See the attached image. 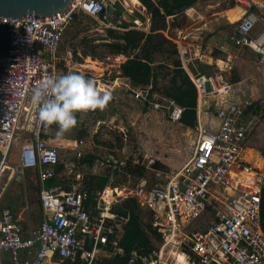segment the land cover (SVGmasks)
Here are the masks:
<instances>
[{"label": "built area", "instance_id": "2783aa9c", "mask_svg": "<svg viewBox=\"0 0 264 264\" xmlns=\"http://www.w3.org/2000/svg\"><path fill=\"white\" fill-rule=\"evenodd\" d=\"M114 3L74 0L65 11L52 17H0L13 23L16 46L10 56L18 55L7 77L11 83L8 87L12 89L4 91L12 94V99L8 102L9 114L0 139L2 166L11 169L13 180L20 183H25L27 171H37L44 215L39 227L25 231L12 210L0 209V253L8 252L12 264H43L52 257L62 260L81 257L85 263L95 264L101 246L119 248L115 230L120 227L108 226L106 215L100 222H94L84 206L88 198L81 183L84 175L76 171L82 154L76 157L78 162L67 166V175L73 181L69 190L45 187L54 177L61 158L59 150L44 138L45 125L38 119L37 106L29 137L17 151L16 164L8 163L13 142L30 111L29 102L36 85L49 76H59L62 61L59 51L66 31L78 21L81 13L103 28L121 31V20L116 22L107 12V7ZM237 4L245 13L229 40L236 48L248 49L264 62V17L256 12V0H237ZM185 40L180 33L174 42L178 46L181 68L189 73L188 66L197 56L186 47ZM190 77L202 106L207 99L227 97L232 91V86L218 77L202 74ZM132 95L152 110L167 113L171 122L180 123L184 108L155 92L151 86L135 88ZM202 106H199L198 134L190 159L179 171L169 174L163 186L148 188L142 184L133 192L140 206L150 211L152 228L162 239L159 248L144 259L145 264H264V231L260 219L264 168L242 158L256 121L237 104L215 110ZM202 117L217 120L218 130H207ZM110 162L114 168L118 166V161ZM155 162L150 160L148 166L154 167ZM97 195L110 211L117 200V188L104 189ZM194 221L202 222L203 229L187 234L186 227ZM89 241L93 244L91 250L86 248ZM37 246L39 251L35 257L25 261L22 252H30Z\"/></svg>", "mask_w": 264, "mask_h": 264}, {"label": "crops", "instance_id": "0c3cea01", "mask_svg": "<svg viewBox=\"0 0 264 264\" xmlns=\"http://www.w3.org/2000/svg\"><path fill=\"white\" fill-rule=\"evenodd\" d=\"M212 2L214 1H200L193 8L188 9L185 12V15H181L178 19V22L180 21L182 22L185 20L186 27H185V24H183L182 28H178L173 25L172 27H170L169 31L165 32V35L168 38H170L171 36L172 38L170 39L174 42V40L177 39L178 34L180 33L182 34V32L186 31V36H185L186 37V40H185L186 47H189L192 53L197 56V59L194 60V62L189 64L188 66L189 73L186 71L189 77L190 75H196V74H202L208 77H218L220 78V80L226 83H229L235 89V91L236 90L241 91L242 89H240L239 86L242 87L246 84V82L243 83V78H245V75H246L245 69L249 70L250 72L249 74H254V75L260 74L259 77H262L264 75V62H262L260 58L256 54L251 52L250 50L236 48L235 46H233V44L229 40L231 33H228V32L230 28L234 27L235 29L239 20L244 15L245 9L239 6L238 4H236L234 8L218 9L217 5L213 6L211 4ZM256 2H257L256 10L263 9L264 11V4H262V1L256 0ZM111 3H114V1L111 0ZM115 4L119 6V11H121L122 13V16L120 19L121 23L122 21L123 22L126 21L125 16L128 12L132 13L133 10H130V8L133 7L136 10L135 14L139 13L146 17V22H141V20L135 18L134 23L137 25V29H141L147 32L149 31L151 19L149 16H147L146 8L142 6L139 0H119L118 2L113 4V7ZM115 13H114V16H115ZM172 21H173L172 18L168 19L169 23ZM120 29L121 31H118V32L125 31V29H122V28ZM68 30L66 31L65 34L68 33ZM105 42L106 44L110 43L109 41H105ZM97 45H99V41L97 40H90V41H84V42L83 41L80 42L77 40H68L67 42L66 41L61 42L59 57L61 58L62 61L59 65V70H60L59 76L66 75L69 73L82 74L86 78L94 79L98 87V90L103 94L104 92H107V91L103 87L101 81H99L100 80L99 77L102 78L101 76L105 75L108 68L106 67L103 68L100 65L99 69L103 70V72H102V75L99 76L97 75L98 73L95 72V69L92 67L90 62H92L91 60H94L97 63L102 64L101 60H103L106 56H108V54L103 53V54H100L99 57H93L89 54L84 55L85 51L89 53V51ZM98 48L100 47H97L95 50V52L97 53L99 51ZM177 50H178V46H177ZM109 55L111 54L109 53ZM102 57L103 59H101ZM109 57L110 56H108V58ZM117 57L125 58V56L123 55L114 56V58H117ZM177 58L180 60L179 50H178ZM126 59L127 57L125 58V60ZM258 59H259V62L257 63ZM116 74L117 76L114 79H112V81L118 82L119 79H125L120 76L121 75L120 68ZM137 88H140V87H137ZM109 89H112V88H109ZM117 93L118 92H116L115 94ZM254 93H255L254 90L249 89L248 94L252 96ZM232 94L230 96L234 97L233 98L235 100L234 102L238 103L237 105H240L244 108L246 107L245 109H246V112L248 113L247 105H249L250 102L245 101L243 97L239 96L240 94L239 95L238 94L232 95ZM225 99H226V96H222V97L219 96L216 99L210 98V99H207L206 102L203 104L204 106H202V104L199 102V96H198L197 125H198V120H199V106L200 107L202 106V108L204 109L209 108V109L215 110V109L221 108L223 105H229L225 103ZM137 102L141 104L143 103L140 101H137ZM231 104H235V103H231ZM258 104L259 103H255L253 106L258 105ZM144 105H145V108H150L146 104ZM152 111L154 113L153 115H155V117L157 118V119L155 118L157 120L156 126H159L163 130L165 129L164 134L161 136L163 139L160 140L159 146H154L155 153H156L155 161L160 162L165 169L162 170V169H155L154 167H150L148 166V162L147 163L144 162L142 158L140 159L138 158V160H140L141 162L140 164L138 163V160L133 161V159H131L133 161V164H136V165L142 164L147 167L148 171L146 173V176L144 178H141L138 181V184L136 186H133L134 185L132 183L133 181L129 176H127L126 181H124L122 184L118 186H114L113 183L115 182L116 177L113 174H114L115 168L113 167L110 161L116 160L118 161V166L122 167L123 165H121L120 163L121 162L127 163V161L130 159L128 158L126 160H119L115 156L116 154L114 155L112 153H109L110 155L107 154L108 156L99 155L98 156L99 158L98 157L96 158V160L98 161L96 162L95 160L97 165H95V167L92 168L90 172H88V174L79 172L82 175H84V178L90 175H98V176L110 175L111 182L104 189L117 188V193H118L119 188H122L124 189V192H125L122 195L118 193L117 200L114 203H117L120 200H125L127 198H134L139 204L138 199L135 198L133 195L134 194L133 192L138 186L142 184H145L146 187L148 188L156 187V186H163L168 180V175L173 172L179 171L193 154V146L197 139V134H198L197 127L198 126L195 129H190V128L183 126L181 123L171 122L169 115L165 112H159V111H154V110ZM80 114L81 113L77 114L79 119H78V125L76 128L81 126ZM248 117H251V115L250 116L248 115ZM201 121L203 124V117ZM208 126L210 130H218L219 122H217V124H214L213 122L209 124ZM177 127H178V130H176ZM259 129H260V125L258 123L255 126L254 131L249 135L247 142L245 143V146L243 148L244 150L242 152V158L245 161H248L253 166L264 168L263 154L261 153L262 154L261 155L259 151L253 149V147H251V145L249 144L252 140L253 135ZM57 130H58L57 128L55 129L49 128V127L44 128V138L46 139V141L48 142L50 146L59 149L61 154L63 151L69 152L70 154L71 153L74 154L75 153L74 151L77 152V149L82 147V146H78L77 143H80V145H83L85 144L86 138L95 136L91 134L89 130H86L85 128H81L80 132H78L75 139H69L65 135L63 137H57V135L53 134ZM84 131L86 132V137L80 140L78 136L81 134V132H84ZM184 134L186 135L185 140L183 137ZM172 135L174 137V141H172L173 143L170 140L166 141V139H168V137L166 138V136L171 137ZM184 141H186V153L181 154V145ZM86 144L88 145V143ZM69 145H72V148H68ZM90 147L93 150L96 149V152H97L100 145H97L96 148L92 147L91 145ZM190 147L192 148L190 149ZM92 155L88 156V158L90 159L95 156L94 154ZM102 160H105V162L103 163ZM61 162L65 164L66 168H68L67 166L71 164L65 159L64 160L61 159ZM75 162H78L77 158H75ZM82 165H81V168H82ZM32 174H34V177H32ZM27 176L32 177L29 180L28 188H29L30 197L32 199V207L33 208L36 206L39 207L38 213H36L35 215L37 219L39 218V221H40L39 225H40L44 215H43V210H42V205H41V200H40L41 183L39 182L37 171H33V170L27 171L26 177H25V183H20L17 180L14 181L13 180L14 172L11 169H6L0 173V209L8 208L12 210L14 214L17 216L18 221L20 222V224L22 225L25 231H27L28 228H37L31 225L33 218L31 217L29 212H26L27 208L24 207L25 205L23 201V193H24V190L26 191V188H27L26 187ZM81 183L83 185L84 182L81 181ZM57 187H61V186H57ZM127 191H129L128 194H126ZM95 199L97 202L96 209L99 210L100 212L98 216H94L92 205L89 206L87 210L91 214L92 219L94 220V222L98 223L100 222V219L102 218V216L106 215V218H107L106 223L108 224V226H113L114 228L119 226L120 229L115 230V236L118 238L119 243H120V240L124 236V232H125L124 225L126 224V221H118L115 215L111 214L110 211L105 209L104 207L105 204L99 200V195H96ZM143 209L146 213L147 212L149 213V218L151 220L150 211L147 210L146 208H143ZM33 212H35V210ZM35 215H34V218H35ZM145 218L147 219V216H145ZM192 224H189L186 227L187 234H190L195 231H199L201 230L200 227L201 228L203 227V224H200L198 227L197 226L195 227ZM160 244L161 242L157 243L155 249H158ZM86 246L88 250L93 249V244L90 241L86 242ZM38 251H39V246L31 250L30 252H22L21 256L25 261H29L35 257ZM122 253H123V249H121L120 247L116 250L111 245L101 246V250L98 254L96 262L100 258H103V257L111 258L112 256L122 254ZM57 258L58 257L48 258L47 264H62L63 260L60 258L59 259ZM143 262L145 264L144 260ZM0 264H12L11 255L8 252L0 253Z\"/></svg>", "mask_w": 264, "mask_h": 264}, {"label": "trees", "instance_id": "16d2710c", "mask_svg": "<svg viewBox=\"0 0 264 264\" xmlns=\"http://www.w3.org/2000/svg\"><path fill=\"white\" fill-rule=\"evenodd\" d=\"M139 1L146 8V14L151 19L148 32L137 29V25L134 22L122 21L120 28L125 29L124 32L111 29L107 30L108 36L105 40H111V42L97 45L89 53L85 51L84 55L89 54L93 57H99V54L95 50L97 47H104L108 49L111 55H123L127 57V61L120 66V76L129 78L132 86L135 88L150 85L155 92L161 93L176 101L179 106L184 108L180 123L187 128L195 129L198 126L197 89L188 74L181 68V62L177 58V45L170 39L172 38L171 36L168 38L165 35V32L169 31L173 25L182 28L185 20L178 22L179 17L185 15V12L193 8L198 2L216 0ZM226 2L228 3V8H234L237 4V0H226ZM114 7L116 9L114 20L117 22L121 19L122 13L119 11L117 4ZM83 14L81 13L78 16V20ZM86 17L91 18L88 15ZM135 18L141 20V22H146V17L142 14H136ZM169 18L173 19L170 23L168 22ZM159 56L165 58L167 68L161 67L159 70V68L154 66ZM163 80L164 83H162ZM167 80L168 83L165 84ZM78 119L79 117L77 116ZM46 127L44 126V128ZM49 128L55 129L57 126L52 125ZM85 137V131L81 132L78 136L80 140ZM262 154L264 156V152ZM82 164H84V158L80 160V165ZM154 168L165 169L158 161L155 162ZM147 171L148 169L145 165L133 164V161L130 159L124 166H117L115 168L113 175L116 179L113 185L118 186L122 184L126 181L127 176H129L136 186L138 181L146 176ZM110 178V175H90L83 179V190L88 193V198L84 206L88 209L92 205L94 216H98L100 212L96 209V195L98 192L104 190L111 182ZM72 182V179L67 175L65 164L60 162L55 167L54 177L46 182L45 187L50 189L61 186L63 189L69 190ZM110 212L116 216L118 221H126L124 225V236L119 243V247L123 249V253L112 256L111 258H100L95 264H144L143 260L150 258L152 250L156 248L157 243L162 241L161 235L152 228L149 213H146L134 198H127L113 203ZM145 216H147V219ZM260 219L262 229L264 230V190L262 193ZM62 264L87 263L81 257H78L76 260H63Z\"/></svg>", "mask_w": 264, "mask_h": 264}, {"label": "rangeland", "instance_id": "374dc122", "mask_svg": "<svg viewBox=\"0 0 264 264\" xmlns=\"http://www.w3.org/2000/svg\"><path fill=\"white\" fill-rule=\"evenodd\" d=\"M262 4H264V0H261ZM124 2V1H123ZM213 6L217 5L218 9H227L228 3L226 0H216L211 3ZM205 8V6H204ZM130 10H133L132 13H127L125 19L127 22H135L136 17V10L131 7ZM238 12V11H237ZM257 14L264 17L263 9H257ZM186 27V21H185ZM231 27V26H230ZM234 30V27L230 28L228 33H231ZM184 36H186V31L182 32ZM108 32L106 28L101 27L93 18L83 16L73 24L72 27L68 30V33L64 35L62 42H67L68 40H77L80 42L90 41V40H97L99 41V45L106 44L105 41L111 42V40L107 39ZM98 53L100 54H108L110 56H106L104 59H101L102 64L97 63L94 60H91L90 64L95 69L96 74L101 76L103 70L99 69L100 65L103 68H108L104 76L99 77V81H101L103 87L107 92L112 94V99L109 102L107 108L104 111L96 110V111H89L87 113H81V126L78 128L73 129L71 132L66 133L65 136L69 139H75L78 132H80L81 128H85L89 130V132L95 136L88 137L85 139V144L80 145L77 143L78 146H82L81 148L77 149V152L74 151V154H70L69 152L63 151L62 154L60 153L61 159L66 160L71 164H75V158L78 154H82L84 158V164L79 166L77 172L87 173L90 172L92 168L97 165L96 158L99 155H110L109 153L116 154L115 156L119 160H126V159H133V161L138 160V158H142L144 162H149L150 160H155V147L159 146L160 140L163 139L161 136L164 134V130L161 129L159 126H156V117L153 115V111L150 108H145V105L142 103L137 102L134 100L132 96V90L135 87L132 86L131 80L129 78L119 79L117 81H112L117 76V71L120 68V65L126 62L125 58L117 57L109 55L108 49L104 47L98 48ZM108 58V60H107ZM261 60V59H260ZM259 62V59L257 63ZM170 63V62H169ZM156 68L161 69V67L167 68V61L164 57L159 56L157 61L154 65ZM99 69V70H98ZM246 75L243 78V83L246 84L242 87L239 86L241 91H235L232 87V91L230 95L233 94H240V97H243L245 101L250 102L247 105L248 115L255 119L256 125L259 123L260 129L253 135L251 142L249 143L253 149L259 151L261 154L264 152V75L259 77V75L249 74V70L245 69ZM98 77V76H96ZM245 80V81H244ZM117 82V83H116ZM164 83V80L163 82ZM168 83V80L165 81V84ZM243 85V84H242ZM252 85V86H251ZM141 87H150L149 86H141ZM112 88V89H109ZM249 89L254 90V94L251 96L248 94ZM118 92L117 94H115ZM232 94V95H233ZM228 95L225 99L226 104L235 103L233 96ZM255 103H259L256 106H253ZM30 111L25 115L24 120L21 124V128L16 140L13 142L10 157L8 160L9 165L16 164V155L17 151L19 150L20 145L27 140L29 137L30 130L33 126V117H34V109L35 106L29 102ZM246 108V107H245ZM156 118V119H155ZM167 120V119H166ZM217 124L218 121L215 119H210L208 117H203V125L207 130H210L209 124L213 123ZM178 130V127L176 128ZM57 131L53 134L56 135ZM175 135V134H174ZM166 141H174L173 135L171 137L166 136ZM184 140L186 139V135H183ZM88 143V145L86 144ZM98 143V144H97ZM173 143V142H172ZM94 148L97 145H100L97 152L96 149H92L90 145ZM192 146V144H191ZM68 148H72V145H69ZM192 147H190L191 149ZM59 150V149H58ZM80 152V153H79ZM93 152V153H92ZM186 153V141H184L181 145V154ZM94 154L95 156L92 158H88ZM76 155V156H75ZM107 155V156H108ZM262 155V154H261ZM87 156V160H85ZM93 156V155H92ZM263 157V156H262ZM99 158V157H98ZM154 158V159H153ZM264 159V157H263ZM96 160V162H95ZM104 163V162H103ZM6 170L5 167L1 166L0 173ZM34 177V174H32ZM27 176L26 179V191L24 190L23 193V201L24 207L27 208L26 212H29L31 217L33 218L31 225L33 227L39 226V218L37 219L36 213H38V206L32 207V199L29 194L28 183L29 180L32 178ZM134 184V182H132ZM132 184V185H133ZM13 185V184H12ZM11 185V186H12ZM22 185V184H21ZM135 186V185H133ZM22 187V186H21ZM11 192V191H10ZM120 195L124 194V189L119 188ZM129 191L126 192L128 194ZM36 201V200H35ZM35 210V212H33ZM35 215V218H34ZM193 223V224H192ZM190 224L194 225L195 227L203 224L199 221H194ZM204 227V224H203ZM203 227L200 229L202 230ZM182 259V256H181ZM48 261L46 260L43 264H47Z\"/></svg>", "mask_w": 264, "mask_h": 264}, {"label": "clouds", "instance_id": "9594fccd", "mask_svg": "<svg viewBox=\"0 0 264 264\" xmlns=\"http://www.w3.org/2000/svg\"><path fill=\"white\" fill-rule=\"evenodd\" d=\"M112 96L98 90L94 79L82 74L69 73L49 76L39 82L31 96V103L38 107L41 124L57 126V137H63L78 125L77 114L104 111Z\"/></svg>", "mask_w": 264, "mask_h": 264}, {"label": "water", "instance_id": "95a60500", "mask_svg": "<svg viewBox=\"0 0 264 264\" xmlns=\"http://www.w3.org/2000/svg\"><path fill=\"white\" fill-rule=\"evenodd\" d=\"M74 0H0V17L23 18L28 16L52 17L65 11ZM115 8L107 7V12L114 17ZM16 46L15 29L10 21L0 20V139L4 131L9 114L8 102L12 94L7 80L8 73L17 62V56H10V51ZM209 88V85H208ZM3 162V154L0 152V169Z\"/></svg>", "mask_w": 264, "mask_h": 264}]
</instances>
